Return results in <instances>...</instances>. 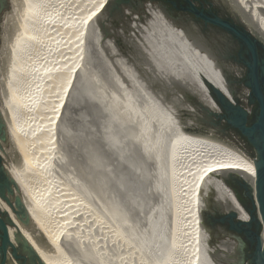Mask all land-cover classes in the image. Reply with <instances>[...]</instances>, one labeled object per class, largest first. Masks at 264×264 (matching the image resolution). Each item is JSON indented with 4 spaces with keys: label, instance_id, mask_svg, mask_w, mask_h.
Listing matches in <instances>:
<instances>
[{
    "label": "bare ground",
    "instance_id": "obj_1",
    "mask_svg": "<svg viewBox=\"0 0 264 264\" xmlns=\"http://www.w3.org/2000/svg\"><path fill=\"white\" fill-rule=\"evenodd\" d=\"M82 1L8 0L10 9L0 20V118L10 143L7 147L2 142L0 155L7 174L19 190L30 228L37 233L23 225L1 199L0 209L9 214L16 230L43 264H81L65 253V237H68V245H77L79 253L82 246L89 243L86 232L75 230L84 221L75 210V201L81 203L80 197L70 186V179L62 180L59 173L49 169L55 145L52 129H56L75 76L80 66L83 67L82 57L87 53L84 40L90 37L87 27L105 2L94 0L79 18ZM225 1L264 45V0ZM144 9V13L132 16L133 21L126 25L130 32L121 37L127 53L126 65L143 66L148 73L144 74L148 75L146 82L151 75L154 80L158 78L156 66H160L166 76L178 80L181 87L191 91L190 94L213 111L219 108L200 74L235 102L224 85L221 70L214 68V61L202 51L193 50L184 31L157 4L148 1ZM97 32L90 38L95 48L99 47V40L109 47L110 42ZM101 55L95 53L94 59L102 60ZM116 96L114 93L108 96L109 109L116 110V117L123 124H136L141 151L150 156L155 165L161 166L162 161L166 165L167 189L172 195V230L164 240L166 250L162 249L152 264H227L224 260L235 263L236 243L230 238L220 239L213 247L207 246L209 236L202 214L208 210L207 197L212 192L215 206L235 211L239 220H249L248 213L237 203L222 176L233 172L253 188V157L215 133L190 130L188 125L177 130L175 122L154 102H147L140 112L125 93L120 92L118 99ZM151 129L149 142L146 136ZM73 214L77 218L70 220ZM86 216L92 224L99 223L100 218L94 212ZM159 229L158 226L154 230ZM8 232L15 245L14 228L8 227ZM260 240L263 245V234ZM159 243L155 253L160 250ZM142 246L137 247V257ZM92 264L106 263L96 257Z\"/></svg>",
    "mask_w": 264,
    "mask_h": 264
},
{
    "label": "rangeland",
    "instance_id": "obj_2",
    "mask_svg": "<svg viewBox=\"0 0 264 264\" xmlns=\"http://www.w3.org/2000/svg\"><path fill=\"white\" fill-rule=\"evenodd\" d=\"M148 1H145L144 4ZM83 2L84 0L81 4L83 11L79 18H82L90 5L95 3L94 0ZM153 3L159 6L158 3ZM9 9L6 3L2 16ZM123 11L124 18L113 28L114 35L121 40L120 44L116 42L114 35L108 37L99 30L95 19L87 27V36L90 35V37L84 40L85 53H87L82 57L83 67L80 66V71L75 76L61 119L56 125V129H52L55 145L49 169L59 173L58 176H62H59L62 180L70 179V186L75 188L80 197L78 200L81 202L75 201L77 216L81 221L84 220L83 226L75 227V230L81 229L80 231L86 232L87 242L89 240V243L82 246L83 249L81 248L79 253L77 245H68V237H65L67 240H64L63 249L77 262H82L81 264H92L96 257L106 264H141L142 262L143 264H152L157 256L161 255L162 249L166 250L164 240L172 230L170 221L172 195L167 189L168 177L164 173L165 161H162L161 166L155 165L150 156L141 151L138 146L140 134L136 129V124H128V126L123 124L116 117V110L109 109L106 103L108 96L114 93L118 99L120 92L125 93L133 106L140 112L143 111L147 102H154L175 122L179 131L186 125L197 128V122L189 115H201L187 101L184 94L187 93L195 99L197 98L181 87L178 80L171 78L170 75L166 76L160 66H156L159 71L158 78L155 77L154 80L151 75L146 82L148 75L146 77L144 74L148 73L142 68L143 66L126 65L128 63L126 61L127 53L121 37L130 32L126 25L131 24L132 16L139 13L132 12L127 7H124ZM94 32L101 33L113 48L102 45L100 40L98 49L95 48L94 41L90 39ZM190 46L193 50H199L191 42ZM98 52L102 54V60L94 59L95 53ZM202 53L207 54L204 51ZM149 79L153 81L149 82ZM152 133L151 129L149 135L146 136L148 141ZM219 136L236 145L230 139L222 135ZM1 144L10 146L6 136ZM2 162L4 163V159ZM5 194L13 200V194L8 195L7 192ZM213 198L214 194L209 192L208 210L202 214L203 223L209 236L206 244L208 247H213L220 239L230 238L236 243L235 253L237 255L240 245L237 238L215 226L212 229L207 224V221H210V213L216 209H222L215 206ZM91 211L96 214L98 219L100 218V221L97 220L102 226L99 223L92 224L87 221L86 215L92 213ZM75 217L73 214L70 220ZM113 226L117 230L112 229ZM158 226L160 229L154 230ZM26 227L32 233H37L34 228L31 230L30 225ZM158 242H161L159 243L160 250L155 253L154 249ZM141 244L143 246L140 249L138 260L136 251ZM10 252L11 249L8 248L4 264H14V262L19 264V261L13 258ZM17 254L25 256L24 264H38L31 260L19 245ZM141 256L144 260L141 259ZM235 259V263L226 260L224 262L238 264L239 258Z\"/></svg>",
    "mask_w": 264,
    "mask_h": 264
},
{
    "label": "water",
    "instance_id": "obj_3",
    "mask_svg": "<svg viewBox=\"0 0 264 264\" xmlns=\"http://www.w3.org/2000/svg\"><path fill=\"white\" fill-rule=\"evenodd\" d=\"M145 1L147 0H105L95 15L99 30L108 37L114 35L113 28L124 18L123 8L127 7L132 12L141 14L145 12ZM149 1L158 3L169 18L184 31L192 45L206 52L214 60V68L218 67L221 70L226 81L224 85L235 101L208 82L200 73L219 110L213 111L191 95L184 94L187 101L201 113L200 116L189 115L198 126L188 129L222 135L233 141L250 158L253 157L255 165L253 188L249 182L233 172H227L222 176L237 203L248 213L249 220H239L235 211L225 209H216L210 213L209 218L220 216L217 221L227 222L230 234L235 237L236 233H244L254 244L251 263L264 264V244L262 245L260 240L261 234L264 236V45L243 24L225 0L196 1L203 8H215L221 16L227 15L230 20L206 13L203 9L196 8L190 1L185 10L195 17L164 1ZM114 37L120 44L121 40L115 35ZM240 45L245 48L249 58L243 63L238 60ZM258 49L261 50L262 59H259ZM253 103L256 104V112L253 121L248 124ZM5 136V125L0 118V147ZM2 159L0 155V199L20 222L29 226L30 219L19 190L7 174ZM5 192L8 195L13 194V200ZM240 197L248 200V206L241 202ZM214 226L224 231L219 223L215 222ZM251 226L254 230L250 229ZM8 227L15 230L13 238L16 245H13L9 238ZM18 245L31 260L43 264L27 240L16 230L9 214L0 209V264L5 263L8 248L11 249L10 254L13 258L18 260L19 264H24L25 256L17 254Z\"/></svg>",
    "mask_w": 264,
    "mask_h": 264
},
{
    "label": "flooded vegetation",
    "instance_id": "obj_4",
    "mask_svg": "<svg viewBox=\"0 0 264 264\" xmlns=\"http://www.w3.org/2000/svg\"><path fill=\"white\" fill-rule=\"evenodd\" d=\"M159 1H164V2L168 3L170 6L181 9V11L186 12L188 14H191V16L195 17L194 14L185 10V8L188 7V1H190L193 3V5L196 8L203 9V11H205L206 13L215 14V15L220 16L221 18L230 20V17H228L227 15L221 16L219 14V11H217L215 8H203V6H201L199 3H197L196 0H159ZM6 3L8 5V0H0V19H1L2 13H3V10L6 7ZM238 52H239V54H238L239 62L243 63V61L249 60L247 54L245 53V48L243 46L240 45V50ZM258 54H259V59H262L263 55L261 53V50H259V49H258ZM252 105H253V108H252V111L250 112V115L248 118V124H251V122L253 121L254 114L256 112V104L253 103ZM240 200L244 205L248 206L247 203H249V202L246 198L240 197ZM219 217L220 216H217V217L211 216V218H209L210 221L209 222L207 221V224H209L211 226L210 228L213 229L214 223L217 222L222 226V228L224 229V232L228 231V233H230L231 231L228 229L227 222L217 221V219ZM250 229L254 230L253 226H251ZM236 238L240 242V245L238 248V254H237V257L239 258L238 264H252L251 259H252V255H253L254 244L251 243L250 239L244 233H236Z\"/></svg>",
    "mask_w": 264,
    "mask_h": 264
}]
</instances>
